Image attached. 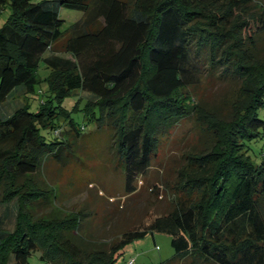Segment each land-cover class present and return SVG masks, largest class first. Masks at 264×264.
<instances>
[{
    "label": "trees",
    "instance_id": "1",
    "mask_svg": "<svg viewBox=\"0 0 264 264\" xmlns=\"http://www.w3.org/2000/svg\"><path fill=\"white\" fill-rule=\"evenodd\" d=\"M61 8L81 18L66 25ZM2 14L0 104L18 87L25 102L0 119V264H116L127 244L148 234L170 237L174 254L162 264H264V150L256 161L249 155L250 143L264 141V0H0ZM40 64L49 69L45 92L35 90ZM228 82L233 97L220 110L193 92ZM76 92L89 98L81 103ZM67 97L82 123L62 106ZM85 123L92 135L81 134ZM187 124L207 142L169 169L172 200L163 214L105 241L81 228V217L95 212L35 215L55 201L34 177L48 161L82 169L73 159L77 140L93 141L88 155L105 145L98 179L89 175L84 185L94 188L108 170L121 175V195L98 191L118 208L161 139L170 142Z\"/></svg>",
    "mask_w": 264,
    "mask_h": 264
},
{
    "label": "rangeland",
    "instance_id": "2",
    "mask_svg": "<svg viewBox=\"0 0 264 264\" xmlns=\"http://www.w3.org/2000/svg\"><path fill=\"white\" fill-rule=\"evenodd\" d=\"M81 12L61 8L59 16L64 20L66 25L81 18ZM6 14L0 16V25L4 21ZM49 69L40 64L36 77L40 81L36 85L35 90L38 92H45L46 84L44 79L48 76ZM234 87L228 83H210L202 87L193 89L196 99L204 101L205 105L212 110H220L224 108L223 102L230 99L232 96V89ZM25 96L22 95L21 87L12 91L6 100L0 104V119L6 118L12 114L14 110L22 106L25 102ZM39 95L37 93L30 95L31 108L36 105ZM80 97L82 102L89 98L86 93L76 92L74 98ZM74 101L72 97H67L63 100L62 106L71 112L72 118L77 123H82V111H73ZM81 105V104H80ZM83 106V105H82ZM80 107V109L82 108ZM222 108V109H223ZM258 118L264 121V106L258 111ZM84 130L81 134L84 136L92 135L94 127L87 123L84 124ZM86 137L85 139H87ZM91 140L94 137L90 138ZM89 139V140H90ZM169 138H162L160 143L163 145L158 154L153 157L150 169L135 180L136 191L135 194L124 199L120 207L115 208V204H109L106 200L100 199L99 192H105V198L108 193L122 194L123 179L118 173H111L109 170L106 174H100V179L93 184L94 188H88L84 183L91 181L98 177L95 172L98 170L99 161L103 163L105 159L104 151L105 145L101 152L98 148H94L95 153L91 152V145L87 142L77 140L75 146V153L73 159L76 164L82 168L75 169L60 168L52 161L45 163L40 171L39 176L34 177L38 184L51 189L52 195L49 199H54V210L49 207L40 206L36 211V216L40 218H52L59 213V218L67 214L75 212H95L93 215L81 217L82 230L93 234L98 241H105L117 237L126 230L131 229L135 225H140L149 217L158 216L166 212L171 206L172 190L168 188L171 186L175 177L172 172L175 167L182 162V155L185 152L197 151L203 149L207 142L206 135L202 134L199 129L191 127L187 124L180 127L172 136V142H168ZM49 140V139H48ZM94 144V143H93ZM249 155L253 161L258 159L262 150H264V141L258 139L250 143ZM77 169V170H76ZM171 169L172 171H169ZM94 173V174H93ZM78 177V178H77ZM94 182V181H93ZM100 183V184H98ZM155 188V189H154ZM154 189V190H153ZM153 190V191H151ZM50 191V190H49ZM56 198V199H55ZM122 207V208H121ZM16 207L8 208L7 216L3 220L2 227L11 230L13 227V211ZM112 213L111 218L109 214ZM107 216L108 221L103 222L102 218ZM2 217V209H0V218ZM174 254L170 245V237L163 234L146 235L142 239H138L127 244L121 255L117 258L116 264H128V261L133 259L134 264H162ZM35 263L34 257L30 259ZM183 264H189L188 260Z\"/></svg>",
    "mask_w": 264,
    "mask_h": 264
},
{
    "label": "built area",
    "instance_id": "3",
    "mask_svg": "<svg viewBox=\"0 0 264 264\" xmlns=\"http://www.w3.org/2000/svg\"><path fill=\"white\" fill-rule=\"evenodd\" d=\"M129 264H132V261H129Z\"/></svg>",
    "mask_w": 264,
    "mask_h": 264
}]
</instances>
